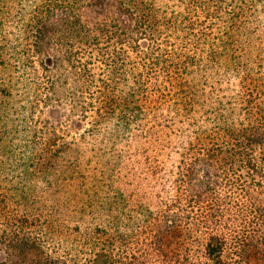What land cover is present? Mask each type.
Wrapping results in <instances>:
<instances>
[{"label": "trees", "instance_id": "16d2710c", "mask_svg": "<svg viewBox=\"0 0 264 264\" xmlns=\"http://www.w3.org/2000/svg\"><path fill=\"white\" fill-rule=\"evenodd\" d=\"M0 264H264V0H0Z\"/></svg>", "mask_w": 264, "mask_h": 264}]
</instances>
